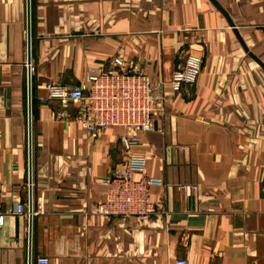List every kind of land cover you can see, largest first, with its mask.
<instances>
[{
	"label": "crops",
	"instance_id": "obj_1",
	"mask_svg": "<svg viewBox=\"0 0 264 264\" xmlns=\"http://www.w3.org/2000/svg\"><path fill=\"white\" fill-rule=\"evenodd\" d=\"M215 1L264 63V0ZM27 24V0H0L2 209L29 203ZM31 36L33 259L264 264V69L210 0H31ZM189 54L203 70L177 93L172 77ZM117 56L165 96L133 150L164 183L151 189L157 213L145 220L92 213L106 199L103 180L125 164L121 135L134 132L109 128L94 139L77 104L39 99L47 83L78 87ZM29 227V217L7 218L0 264H28Z\"/></svg>",
	"mask_w": 264,
	"mask_h": 264
},
{
	"label": "built area",
	"instance_id": "obj_2",
	"mask_svg": "<svg viewBox=\"0 0 264 264\" xmlns=\"http://www.w3.org/2000/svg\"><path fill=\"white\" fill-rule=\"evenodd\" d=\"M204 59L189 54L182 68L174 72L172 88L181 92L186 86L197 84L202 73ZM46 95L40 101H59L66 105L73 102L79 106V122L94 139H98L109 128L132 131L120 137L121 148L125 153V164L115 168L111 175L103 180L106 187V199L97 205L92 213L107 218L136 217L145 220L157 213L151 200V189L163 186L161 179L146 174V159L135 155L133 150L141 143V135L154 129L158 106L165 101L163 85L153 82L143 69L130 67L121 56L113 58L108 68L98 67L88 73L78 87H69L60 83H47ZM2 134L0 132V139ZM139 174V179L135 175ZM179 190L197 192L196 184H179ZM5 187L0 183V198ZM264 194V189H263ZM29 217V206L16 203L2 209L0 205V227L9 217ZM34 264H51L50 258L39 255ZM176 264H187L178 259Z\"/></svg>",
	"mask_w": 264,
	"mask_h": 264
},
{
	"label": "water",
	"instance_id": "obj_3",
	"mask_svg": "<svg viewBox=\"0 0 264 264\" xmlns=\"http://www.w3.org/2000/svg\"><path fill=\"white\" fill-rule=\"evenodd\" d=\"M214 6L224 15L227 19L230 27L233 29L234 33L236 34L238 40L240 41L243 49L245 52L255 60L263 69L264 63L258 59L247 47L243 39L241 38L238 29L234 22L232 21L231 17L228 13L217 3L215 0H210ZM27 54H28V72H27V84H28V138H29V240H30V247H29V259L28 264H32L33 262V255H32V227H33V219H34V201H33V137H32V130H33V122H32V111H33V96H32V66H31V59H32V36H31V0H27Z\"/></svg>",
	"mask_w": 264,
	"mask_h": 264
}]
</instances>
